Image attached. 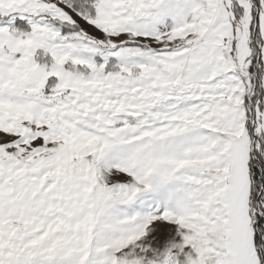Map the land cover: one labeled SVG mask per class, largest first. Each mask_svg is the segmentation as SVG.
Masks as SVG:
<instances>
[{"label":"snow or ice","instance_id":"snow-or-ice-1","mask_svg":"<svg viewBox=\"0 0 264 264\" xmlns=\"http://www.w3.org/2000/svg\"><path fill=\"white\" fill-rule=\"evenodd\" d=\"M0 264H264V0H0Z\"/></svg>","mask_w":264,"mask_h":264}]
</instances>
